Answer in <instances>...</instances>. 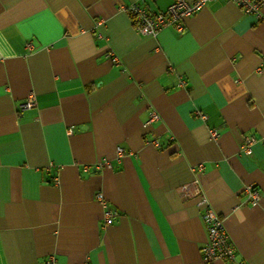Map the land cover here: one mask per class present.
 Returning a JSON list of instances; mask_svg holds the SVG:
<instances>
[{
  "label": "crops",
  "instance_id": "1",
  "mask_svg": "<svg viewBox=\"0 0 264 264\" xmlns=\"http://www.w3.org/2000/svg\"><path fill=\"white\" fill-rule=\"evenodd\" d=\"M173 1L0 0V264H205L206 205L264 264V20L212 0L145 36L119 9Z\"/></svg>",
  "mask_w": 264,
  "mask_h": 264
},
{
  "label": "built area",
  "instance_id": "2",
  "mask_svg": "<svg viewBox=\"0 0 264 264\" xmlns=\"http://www.w3.org/2000/svg\"><path fill=\"white\" fill-rule=\"evenodd\" d=\"M210 1L212 0H174L165 10L161 11H151L138 2H132L128 5H121L119 9L132 17L135 28L140 34L145 36H156L160 31L172 25L177 27L180 31H183V20L200 11ZM232 1H234L245 13L253 14L258 17V19L264 20V0ZM97 35L102 37L101 33H97ZM28 45L31 46V43H28ZM109 54L114 63L119 62V58L114 55V53ZM34 105H36V96L34 93H30L23 106L32 107ZM196 115L203 119L206 118L200 111H196ZM158 119H160V114L156 111H152L149 115L148 122ZM69 131H72V129H69ZM210 133L213 138L219 135L218 129L215 128L211 129ZM153 143L157 146L159 145L157 140H153ZM251 144L252 140L247 139L242 150L250 154L252 152ZM126 153L127 151L119 146L116 155L117 161H121V158ZM245 193L253 205H257L260 202L261 195L255 186L248 185L245 188ZM96 197L104 208L105 222L107 224L113 223L116 212L110 209L108 201L102 192H98ZM202 200L205 201L206 197H202ZM203 218L208 227V240L202 249L205 264H247L244 260H239L237 258L234 245L226 232L223 218H221L210 205H206ZM47 263L56 264L55 256L51 255ZM86 264L91 263L87 262Z\"/></svg>",
  "mask_w": 264,
  "mask_h": 264
}]
</instances>
